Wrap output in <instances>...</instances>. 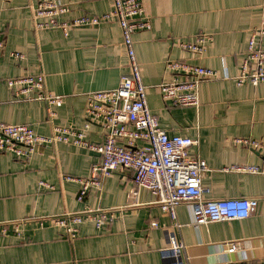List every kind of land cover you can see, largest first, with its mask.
<instances>
[{
    "label": "crops",
    "instance_id": "crops-1",
    "mask_svg": "<svg viewBox=\"0 0 264 264\" xmlns=\"http://www.w3.org/2000/svg\"><path fill=\"white\" fill-rule=\"evenodd\" d=\"M69 10L59 21L82 14L100 15L112 9L111 0H57ZM150 27L133 33L134 48L146 85L149 110L169 136L197 141L189 147L205 161L201 184L204 199L256 198L258 205L245 219L193 225L189 205L175 208L178 235L184 248L181 258L168 251L172 219L154 203V195L136 188L132 172L119 168L103 178L100 191L89 189L77 199L78 179L88 177L98 162L97 153L72 144L42 146L29 158L0 152V223L24 219L21 233L9 226L0 234L1 264H216L246 261L264 264V175L235 170L234 166L264 164V148L249 149L234 139L253 138L264 143V82L237 85L234 77L248 38L260 22L264 0H142ZM38 0H0V121L27 124L48 135L46 105L38 100H15L6 79L24 74H46V85L61 95L54 122H85L84 107L91 91L113 89L127 73L122 36L115 20L96 26L35 30L30 20ZM208 35L204 50L194 55L179 42ZM11 52L24 54L14 59ZM173 59L217 71L214 79L199 85L197 107L174 106L164 100L157 86L172 78L165 61ZM100 124L91 122L87 139L103 141ZM74 179L67 180L65 176ZM39 181L52 184L46 190ZM133 190L136 195H132ZM86 207L116 208L111 223L97 229L93 222L78 225L68 239L64 229L38 217L79 212ZM155 221L157 227L150 223ZM241 240V248L226 253L221 243Z\"/></svg>",
    "mask_w": 264,
    "mask_h": 264
},
{
    "label": "built area",
    "instance_id": "built-area-1",
    "mask_svg": "<svg viewBox=\"0 0 264 264\" xmlns=\"http://www.w3.org/2000/svg\"><path fill=\"white\" fill-rule=\"evenodd\" d=\"M112 9L100 15L82 14L67 21H59L58 16L69 10L67 4L57 0H38L32 8L30 20L35 30L60 28L67 35L71 27L96 26L108 20H115L120 27L122 46L127 59V73L122 75L113 89L91 91L87 95L83 126L72 123L54 122L55 106L61 105L63 97L52 93L46 85V74H24L6 79L15 100H38L46 105L47 122L50 133H36L27 124H11L0 121V152H8L17 158H29L42 146L58 143L72 144L97 153L99 160L91 166L88 177L78 179L80 184L77 199L80 201L89 189L100 191L102 180L111 172L125 168L132 172L136 188H145L154 195V203L173 220L168 230V251L174 257L181 258L184 245L179 238L181 227L175 221V208L181 203L189 205L192 224L203 225L209 222L245 219L252 215L258 205L256 198H220L204 199L201 184L203 173L207 170L204 160L192 154L189 147L197 141L189 137L169 136L159 126L158 118L153 114L146 99L147 87L142 82L141 68L138 63L133 33L150 27V18L142 0H111ZM263 16L259 24L252 29L245 52L234 80L237 85L246 82L257 85L264 82V2ZM208 35H197L192 40L179 42V47L194 55L204 50ZM4 41L0 37V51ZM14 59L24 58L20 52H11ZM165 69L172 78L157 86L161 97L174 106L197 107L199 105V85L203 80L214 79L217 71L201 65L167 59ZM96 122L104 129L105 135L100 143H91L87 139L90 123ZM249 149L259 151L264 148L260 139H234ZM250 174H263L262 165H240L231 167ZM67 180L74 177L65 176ZM46 190L55 187L39 181ZM132 195H136L133 190ZM116 208L86 207L79 212H66L59 216L46 215L35 219L39 227L44 222L64 229V236L73 239L77 236L78 225L85 221L93 222L97 229L111 223ZM24 219L0 223V234L7 233L9 226L16 235L21 233L20 225ZM152 227L157 223L152 221ZM226 253H234L241 248V240H226L221 243ZM1 264V263H0ZM216 264H250L246 261L234 263L223 261Z\"/></svg>",
    "mask_w": 264,
    "mask_h": 264
}]
</instances>
